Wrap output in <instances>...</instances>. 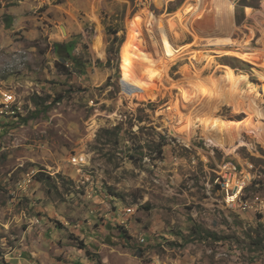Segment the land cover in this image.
<instances>
[{
    "label": "rangeland",
    "instance_id": "374dc122",
    "mask_svg": "<svg viewBox=\"0 0 264 264\" xmlns=\"http://www.w3.org/2000/svg\"><path fill=\"white\" fill-rule=\"evenodd\" d=\"M229 2L234 27L219 17L216 33L262 54L264 0ZM212 4L0 0V264H264V215L228 209L211 187L224 160L248 163L245 199L264 200L263 71L235 57L212 60L194 42L208 34L184 28L193 18L187 8L202 14ZM171 18L174 50L191 45L205 53V75L220 65V82L245 79L243 89L259 95L256 118L221 108L214 144L201 131L187 143L174 134L179 121L165 119L192 95L189 56L166 65L177 83L156 73L130 94L122 90L134 25ZM69 42L79 63L63 69L54 45ZM76 156L83 166L71 164Z\"/></svg>",
    "mask_w": 264,
    "mask_h": 264
},
{
    "label": "bare ground",
    "instance_id": "6f19581e",
    "mask_svg": "<svg viewBox=\"0 0 264 264\" xmlns=\"http://www.w3.org/2000/svg\"><path fill=\"white\" fill-rule=\"evenodd\" d=\"M203 2L204 0H197V5L200 7ZM212 3V9L210 10L207 8L208 11L204 10L202 14L198 13L199 7L195 8L196 6L194 8L191 6L192 8L189 7L187 8L188 10H184L186 13L191 11L192 17L194 18V21H191L192 18L186 23L184 28L187 29V31H194L193 33L199 36L204 33L205 35L208 34L206 36H201V38L199 37L198 41L194 42H196V46L206 48L208 51L210 50L209 52L205 51V53H210L212 55L210 56L212 60L222 57L238 58L243 62L261 68L263 72H257V75L264 81V63L260 58V55H264V47L263 50H261L262 54H260L261 52L254 50L252 45L247 41L240 42L241 44L236 43L237 41H233L231 37L232 34L224 37L219 36V33L216 32L220 31L217 28H219L221 22L218 20L215 21V19L222 17L224 23L226 22L227 25L230 24V28L234 27L232 19L233 7L229 0H212ZM247 13H250L249 9ZM180 14L177 13L176 16L181 18ZM173 22L174 20L172 18L170 20H163V22H159L158 19H143L134 25L135 32L132 33L130 42L124 50L122 75L129 88H133L144 82L156 73L169 83L175 84L177 82L171 81L169 78L165 77L164 72L166 70V65L172 63L173 60L183 59L185 56H189L191 60L188 68L189 70L191 69L192 77L185 81L190 83L193 92L190 97L188 95L181 96V100L179 99L174 103L173 108H175L178 116L176 119L170 116V123L172 124V122L176 120L179 121L177 125L175 124L176 126L172 125V127H174V134L179 135V137L187 143H190L193 137L201 131V135L199 136L205 137L207 142L214 144V142L220 141L219 138L223 133L222 130L214 124V119L219 114L221 108L230 107L237 114L244 113L250 118H256L259 116L258 110L261 106L258 99L259 95L253 96L251 91L246 92V90L243 89V87L250 88L249 82L245 79L233 80L225 77L224 80L220 82V77L218 75L222 73L220 65L215 68L214 73L205 75L210 64H208L206 57L203 56L204 52L194 50L189 52L188 47L191 45L174 50L173 47L177 37H175V40L170 38V28H173L176 23ZM178 25L179 27L181 26L180 24ZM195 25L198 26L197 29H194ZM213 55L217 57H213ZM199 57H201V59ZM202 62L203 64L205 63L206 66L202 69L197 68V65ZM201 80H209L211 88L201 91L199 88ZM199 115L207 116L208 118L202 119L203 121H201ZM83 158L84 157H79V159L85 163ZM236 173H246V166H236ZM249 180L250 173L248 171V177L244 181V191L248 186ZM227 201L230 205V200L228 199Z\"/></svg>",
    "mask_w": 264,
    "mask_h": 264
},
{
    "label": "built area",
    "instance_id": "2783aa9c",
    "mask_svg": "<svg viewBox=\"0 0 264 264\" xmlns=\"http://www.w3.org/2000/svg\"><path fill=\"white\" fill-rule=\"evenodd\" d=\"M254 50H256L254 48ZM264 63V55H260ZM7 105V104H6ZM165 119L170 123V116L177 118L175 108L166 111ZM177 124V123H176ZM74 166H83L84 163L78 156L71 159ZM236 166H246V173H236ZM216 176L211 183V187H216L217 193H224V197L230 200V208L233 211L251 212L255 215H264V200H246L244 191V181L248 177V171H253V165L248 163L236 164L233 162H223L218 167ZM143 242V240H141Z\"/></svg>",
    "mask_w": 264,
    "mask_h": 264
},
{
    "label": "trees",
    "instance_id": "16d2710c",
    "mask_svg": "<svg viewBox=\"0 0 264 264\" xmlns=\"http://www.w3.org/2000/svg\"><path fill=\"white\" fill-rule=\"evenodd\" d=\"M10 25L11 24L9 23L7 26H10ZM112 35L115 36L116 35V31H114L112 33ZM116 40H117L116 37H114L112 42L115 43ZM74 48H75V43L74 42L61 43V44L57 43V44L54 45L55 54L60 59V62H59V67L60 68L65 69L66 68L65 67V63L67 61H69V60L74 62L75 65H77L79 63L78 59L73 57V55H72V52H73ZM223 162H226V160H224Z\"/></svg>",
    "mask_w": 264,
    "mask_h": 264
},
{
    "label": "water",
    "instance_id": "95a60500",
    "mask_svg": "<svg viewBox=\"0 0 264 264\" xmlns=\"http://www.w3.org/2000/svg\"><path fill=\"white\" fill-rule=\"evenodd\" d=\"M120 84H121V87H122V90L128 94L132 93V90L131 88H129L128 86H126L122 81H120Z\"/></svg>",
    "mask_w": 264,
    "mask_h": 264
}]
</instances>
